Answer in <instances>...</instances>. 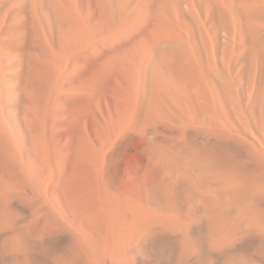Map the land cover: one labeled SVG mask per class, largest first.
Wrapping results in <instances>:
<instances>
[{"label": "bare ground", "instance_id": "6f19581e", "mask_svg": "<svg viewBox=\"0 0 264 264\" xmlns=\"http://www.w3.org/2000/svg\"><path fill=\"white\" fill-rule=\"evenodd\" d=\"M13 1L19 2L18 9L9 16L24 20V11L29 17L21 23H0V264H209L202 263L201 251H196L203 241L210 254L223 258L221 264L260 263L247 251L233 247L258 236L263 242L259 249L264 248L261 124L242 121L240 126L212 134L243 145L245 160L235 156L237 151L233 155L227 149L202 144L166 153L150 179L133 178L118 154L103 151L80 129L79 115L92 108L95 96L90 85L81 94V87L73 81L84 80L93 70L97 55L92 46L87 47L81 67L76 62L55 76L53 92L60 98L53 95L51 102L32 101L33 83L47 81L44 74L51 73V65L56 64L43 23L51 29L53 24L50 34L56 28L64 30L65 37L85 42L92 33L89 18L81 15L76 0ZM134 40L110 55L109 63L132 51L128 64L134 87L145 75L153 90L169 94L177 81L178 67L173 63L179 49L159 41L137 45ZM36 49L46 53L45 63L37 60ZM184 60L180 65L190 62Z\"/></svg>", "mask_w": 264, "mask_h": 264}, {"label": "rangeland", "instance_id": "374dc122", "mask_svg": "<svg viewBox=\"0 0 264 264\" xmlns=\"http://www.w3.org/2000/svg\"><path fill=\"white\" fill-rule=\"evenodd\" d=\"M0 1V5L4 4L0 8V23L6 24L9 21V23H21V21L28 20L29 16L24 11H21L24 20L19 16L13 18L12 14L16 8L18 9L19 2L15 3L16 1L13 0ZM114 1L76 0L81 15L84 18H89L88 24L91 26L92 36L90 35L85 42L81 39H72L71 36L65 37L64 30L59 31L56 28L50 34V26L45 22L43 23L47 42L52 45L48 44L51 50L50 54H55L56 64L51 65V73L44 74L48 77L47 81L42 79L38 80L37 83L34 82L35 84L33 83L32 95L34 97H32V101L51 102L54 95L55 76L60 71L69 69L76 62H79L81 67L82 58L89 49L87 47L92 46L93 52L97 55L94 56L96 64L93 70L84 80L73 81L74 85L81 87V94L86 92L87 85H90L91 92L95 96L92 108L79 115L80 129L82 134L89 135L95 145L101 146L103 151L118 154L119 161L131 177L135 178L137 175H142L146 179H150L156 172L158 165L162 163L166 153L175 150L180 151L182 148H195L202 144L227 149L233 155L238 152L235 156L240 160H245L242 152L243 145L216 139L212 134L216 131L221 132L227 126H240L243 121L249 125L261 124L262 132L258 130L261 132L258 134H262L259 136L260 139L263 138L264 140V0ZM146 2L148 5H143ZM116 5L117 8H115ZM9 12L12 13V16H9ZM136 13L138 14L136 15ZM31 14L29 12L30 16ZM66 23H61L63 28L67 27ZM51 27L53 30V24ZM130 29H135V31ZM133 38H135L137 45L145 41H159L168 45L175 44L176 49H179V52H174L176 57L173 63L176 68L178 67L177 81L169 94L165 95L153 90L151 84L147 83L145 75L141 77V82L138 81V86L134 87L130 74L131 68L128 64L132 58V51L128 50L119 54L113 64L109 63L108 57L120 50L127 41ZM135 43L134 45H136ZM73 44L79 45L76 48ZM35 52L38 57L37 60L40 59L41 62L45 63L46 60L43 59H45L46 53L39 50L37 52V49ZM184 58L190 62L187 61L180 65L181 62L185 61ZM37 71L41 73V68ZM47 82L49 83L47 84ZM133 90L134 95L131 97ZM65 93L68 95L71 92L65 91ZM54 97L60 98V95L57 94ZM131 99L135 102H132ZM216 108H218L217 111ZM156 151L160 154H157ZM243 163L247 165L245 161ZM250 239L245 243H243L244 241L237 243L240 245L236 244L233 249L242 252L247 251V254L256 258H254L255 261H260V263L257 262L258 264L264 263V256H262V254L264 255L262 252L264 248H261L262 251L259 249V247H263L261 238L253 236ZM202 243H198L196 246V251H201V262L221 264L223 258L219 255L210 254L207 243L204 241ZM260 251L262 253H259ZM176 256L179 255L176 254ZM176 256L175 259H177Z\"/></svg>", "mask_w": 264, "mask_h": 264}]
</instances>
